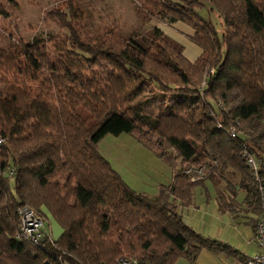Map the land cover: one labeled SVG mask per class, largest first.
I'll return each instance as SVG.
<instances>
[{
    "label": "trees",
    "instance_id": "trees-1",
    "mask_svg": "<svg viewBox=\"0 0 264 264\" xmlns=\"http://www.w3.org/2000/svg\"><path fill=\"white\" fill-rule=\"evenodd\" d=\"M207 5L222 17L220 34L197 10ZM7 7L0 0V17ZM134 9L139 24L94 31L70 0L53 13L61 32L0 45V264L194 260L217 241L189 226L180 208L206 177L229 187L218 191L220 207L242 189L261 215L264 0H144ZM178 21L193 29L195 60L157 24ZM121 133L173 170L156 194L134 189L100 152L104 136ZM206 159L216 164L205 178L184 173ZM24 205L49 212L60 237L43 226L37 242L17 238Z\"/></svg>",
    "mask_w": 264,
    "mask_h": 264
},
{
    "label": "rangeland",
    "instance_id": "rangeland-1",
    "mask_svg": "<svg viewBox=\"0 0 264 264\" xmlns=\"http://www.w3.org/2000/svg\"><path fill=\"white\" fill-rule=\"evenodd\" d=\"M1 1L8 4L10 13L7 18L0 17V45H3L8 37H13V40H28L35 34L45 36L61 32L63 29L53 13L63 10L66 2L70 0H17V4L13 6L10 0ZM71 1L84 10L88 18V27L95 31L102 26H115L122 29L139 24L137 18L139 13L134 8L144 0ZM209 7L207 5L197 10L203 18L213 22L220 34L223 28L222 17L216 10H211ZM161 29L173 43L183 48L190 59H196L201 53L200 47L191 38L190 29L192 28L186 23L182 21L165 23ZM154 106L153 103L149 105V108ZM99 150L123 179L138 191L152 194L155 193L158 184L170 182L171 167L131 134H108L100 140ZM215 174L214 176H217L218 172ZM224 174L236 181L231 171L226 170ZM42 216L46 221V215L42 213ZM17 229L19 230V223Z\"/></svg>",
    "mask_w": 264,
    "mask_h": 264
},
{
    "label": "crops",
    "instance_id": "crops-1",
    "mask_svg": "<svg viewBox=\"0 0 264 264\" xmlns=\"http://www.w3.org/2000/svg\"><path fill=\"white\" fill-rule=\"evenodd\" d=\"M163 25L165 23L158 24L160 27ZM190 31L192 36V29ZM172 177L173 170L170 182ZM159 186V184L156 186L153 195L158 192ZM218 191H229L224 179L206 177L205 183L196 187L192 204L180 208L182 217L189 226L205 237L216 240L217 243L214 247L202 248L194 260L180 257L173 264H244L250 255L259 250L256 224L260 212L255 211L252 203L245 199L246 193L242 189L237 190L235 195L229 192L226 198L228 204L225 203L222 208ZM45 215V229L54 239L59 238L63 232L62 227L49 212L45 211Z\"/></svg>",
    "mask_w": 264,
    "mask_h": 264
},
{
    "label": "built area",
    "instance_id": "built-area-1",
    "mask_svg": "<svg viewBox=\"0 0 264 264\" xmlns=\"http://www.w3.org/2000/svg\"><path fill=\"white\" fill-rule=\"evenodd\" d=\"M214 70L212 69L211 72ZM221 126V124H220ZM231 135L235 136L234 128L230 130ZM244 157L248 165L253 169L255 176H258L259 161L249 152H245ZM215 160L206 159L198 165H191L184 169L190 179L200 180L205 178L215 166ZM259 192L261 199V215L256 224V238L259 244V250L250 255L244 264H264V180L259 181ZM20 216L19 230L17 238L28 239L37 242L44 226V217L28 205L21 206L18 209ZM115 264H141L137 259L128 256H122L117 259Z\"/></svg>",
    "mask_w": 264,
    "mask_h": 264
}]
</instances>
